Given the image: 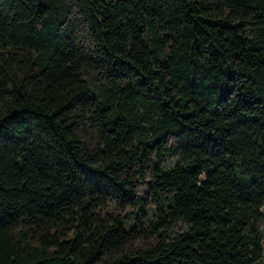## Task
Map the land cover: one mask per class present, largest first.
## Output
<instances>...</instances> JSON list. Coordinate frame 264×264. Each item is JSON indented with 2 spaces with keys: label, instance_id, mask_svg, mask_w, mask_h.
Segmentation results:
<instances>
[{
  "label": "trees",
  "instance_id": "obj_1",
  "mask_svg": "<svg viewBox=\"0 0 264 264\" xmlns=\"http://www.w3.org/2000/svg\"><path fill=\"white\" fill-rule=\"evenodd\" d=\"M0 264H264V0H0Z\"/></svg>",
  "mask_w": 264,
  "mask_h": 264
}]
</instances>
